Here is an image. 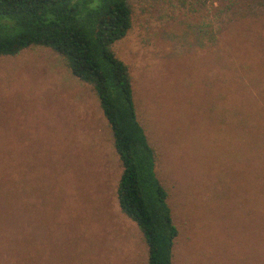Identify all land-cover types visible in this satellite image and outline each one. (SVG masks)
Listing matches in <instances>:
<instances>
[{"label":"rangeland","instance_id":"obj_1","mask_svg":"<svg viewBox=\"0 0 264 264\" xmlns=\"http://www.w3.org/2000/svg\"><path fill=\"white\" fill-rule=\"evenodd\" d=\"M112 49L178 233L171 264H264V0H129ZM89 84L0 57V264H148Z\"/></svg>","mask_w":264,"mask_h":264},{"label":"trees","instance_id":"obj_2","mask_svg":"<svg viewBox=\"0 0 264 264\" xmlns=\"http://www.w3.org/2000/svg\"><path fill=\"white\" fill-rule=\"evenodd\" d=\"M131 14L129 0H0V57L47 47L92 87L121 165L118 206L140 230L148 264H171L178 230L154 174V150L137 119L128 66L112 49L129 30Z\"/></svg>","mask_w":264,"mask_h":264}]
</instances>
